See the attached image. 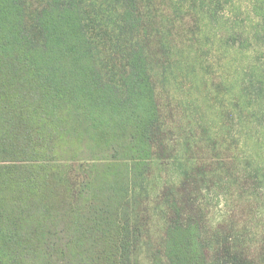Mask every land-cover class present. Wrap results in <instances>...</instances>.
<instances>
[{"label": "trees", "instance_id": "16d2710c", "mask_svg": "<svg viewBox=\"0 0 264 264\" xmlns=\"http://www.w3.org/2000/svg\"><path fill=\"white\" fill-rule=\"evenodd\" d=\"M169 17L154 0H0V264H213L190 174L154 215L142 196L174 153Z\"/></svg>", "mask_w": 264, "mask_h": 264}, {"label": "rangeland", "instance_id": "374dc122", "mask_svg": "<svg viewBox=\"0 0 264 264\" xmlns=\"http://www.w3.org/2000/svg\"><path fill=\"white\" fill-rule=\"evenodd\" d=\"M154 3L172 25L171 69L158 83L174 153L154 162L142 196L154 215L165 187L190 174L213 264L230 249L236 264H264V0ZM209 155L213 175L196 183Z\"/></svg>", "mask_w": 264, "mask_h": 264}]
</instances>
